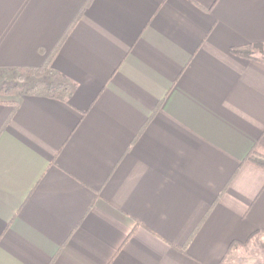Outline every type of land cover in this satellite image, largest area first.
I'll list each match as a JSON object with an SVG mask.
<instances>
[{
  "label": "crops",
  "instance_id": "1",
  "mask_svg": "<svg viewBox=\"0 0 264 264\" xmlns=\"http://www.w3.org/2000/svg\"><path fill=\"white\" fill-rule=\"evenodd\" d=\"M254 44L264 0H0V75L71 89L0 100V264H264Z\"/></svg>",
  "mask_w": 264,
  "mask_h": 264
},
{
  "label": "trees",
  "instance_id": "2",
  "mask_svg": "<svg viewBox=\"0 0 264 264\" xmlns=\"http://www.w3.org/2000/svg\"><path fill=\"white\" fill-rule=\"evenodd\" d=\"M60 45L55 51H53L49 56L46 62L38 66V68L25 67L18 68L16 72L19 75V79H33L31 86L27 85H16L13 86H1L0 87V97L1 98H12L14 96H44L47 98H54L60 101H65L71 95L70 86L59 79V73L54 70L51 66L53 56L59 49ZM231 53L238 58L252 59L253 50H263L261 45H248L241 48H231ZM57 80V81H56ZM6 102V101H0ZM251 163H254L257 166L264 167V159H257L254 156H248L247 158ZM237 243H232L227 251L226 255L230 253L234 248H236ZM243 246L247 245L248 242L241 243Z\"/></svg>",
  "mask_w": 264,
  "mask_h": 264
},
{
  "label": "rangeland",
  "instance_id": "3",
  "mask_svg": "<svg viewBox=\"0 0 264 264\" xmlns=\"http://www.w3.org/2000/svg\"><path fill=\"white\" fill-rule=\"evenodd\" d=\"M260 52L262 53V55H264V49L260 50ZM33 82V79H19V75L17 72L13 71V73H1L0 75V87L3 86H13V84L16 85H27V86H31ZM4 99L0 97V100ZM262 239H260L258 241V239L253 240L256 245L254 246V254L255 256H260V258L262 257V259L257 258L258 261H264L263 257H264V235H262L261 237ZM252 251V249H250Z\"/></svg>",
  "mask_w": 264,
  "mask_h": 264
}]
</instances>
